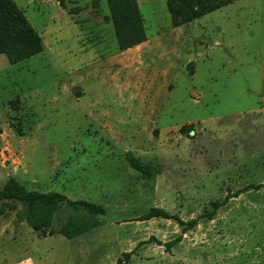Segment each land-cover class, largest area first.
I'll return each instance as SVG.
<instances>
[{
  "label": "rangeland",
  "instance_id": "1",
  "mask_svg": "<svg viewBox=\"0 0 264 264\" xmlns=\"http://www.w3.org/2000/svg\"><path fill=\"white\" fill-rule=\"evenodd\" d=\"M15 1L44 48L0 53V185L13 175L106 211L61 203L51 227H96L68 238L0 201V264H264V0L179 25L165 0H139L147 37L124 50L106 0ZM151 206L170 217L143 218Z\"/></svg>",
  "mask_w": 264,
  "mask_h": 264
},
{
  "label": "trees",
  "instance_id": "2",
  "mask_svg": "<svg viewBox=\"0 0 264 264\" xmlns=\"http://www.w3.org/2000/svg\"><path fill=\"white\" fill-rule=\"evenodd\" d=\"M57 1L60 4L64 3V0ZM165 1L171 24L179 25L219 8L230 0ZM106 2L114 29L117 50H124L146 39V27L138 0H106ZM43 48L42 35L30 22L24 9L15 0H0V53H4L8 61L14 63L42 52ZM9 102L12 107L17 108L18 96H14ZM192 128V123H184L179 129L181 133L188 134ZM126 156L131 167L145 175H154V169L150 162L141 160L132 152H127ZM6 200H16L21 203L26 220L33 229L50 234L61 233L68 238L80 234L86 229V226L92 227L95 224L91 222L85 226L84 223V225L81 224V220L70 218L58 228L51 227L55 211L61 203L80 205L91 214H103L106 211L102 204L94 201L70 198L65 193L56 190L40 191L28 188L13 175L8 176L0 185V201ZM159 215L170 217L165 209L151 206L143 214V218ZM194 221L191 220V223ZM129 253L130 251L125 252V255H129ZM116 264H122V258H118Z\"/></svg>",
  "mask_w": 264,
  "mask_h": 264
},
{
  "label": "crops",
  "instance_id": "3",
  "mask_svg": "<svg viewBox=\"0 0 264 264\" xmlns=\"http://www.w3.org/2000/svg\"><path fill=\"white\" fill-rule=\"evenodd\" d=\"M138 4H139V7H140V1L138 0ZM130 48V47H128ZM127 49V48H126ZM91 229H96L95 225L91 228ZM54 234V233H53Z\"/></svg>",
  "mask_w": 264,
  "mask_h": 264
}]
</instances>
